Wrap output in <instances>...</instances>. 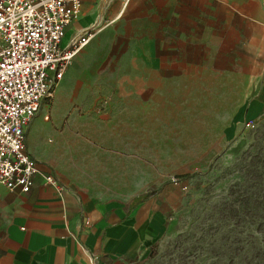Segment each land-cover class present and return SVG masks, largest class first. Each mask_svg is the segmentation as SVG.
<instances>
[{
    "label": "rangeland",
    "instance_id": "rangeland-1",
    "mask_svg": "<svg viewBox=\"0 0 264 264\" xmlns=\"http://www.w3.org/2000/svg\"><path fill=\"white\" fill-rule=\"evenodd\" d=\"M105 1L27 128L42 171L121 203L166 183L155 204L168 228L135 264H264L263 22L233 5L182 0L176 17L159 11L175 49L150 68L132 51L153 21L149 6Z\"/></svg>",
    "mask_w": 264,
    "mask_h": 264
},
{
    "label": "crops",
    "instance_id": "crops-1",
    "mask_svg": "<svg viewBox=\"0 0 264 264\" xmlns=\"http://www.w3.org/2000/svg\"><path fill=\"white\" fill-rule=\"evenodd\" d=\"M97 1L83 2L81 13L67 26L63 43L94 30L93 24L100 17L99 5L106 6L105 0L96 5ZM181 1L132 0V10L148 5V14L152 16L153 21L144 24L137 33L132 48L133 52L146 53L145 63L150 68L160 67L165 62L157 53L175 49V41L168 38L172 26L160 24L165 18L160 17L159 11L169 8V16L176 17ZM207 1L236 6L249 20L264 24L261 5L264 0ZM107 6H111L108 9L118 20L121 16L118 5L109 2ZM260 83L261 90L255 97L264 100V72ZM26 149L33 155L28 138ZM36 159L40 170H44L40 159ZM155 199L152 197L130 210L133 202L106 201L67 187L59 195L38 176L28 193L19 194L0 186V264L139 262L168 228L166 209L156 205Z\"/></svg>",
    "mask_w": 264,
    "mask_h": 264
},
{
    "label": "built area",
    "instance_id": "built-area-1",
    "mask_svg": "<svg viewBox=\"0 0 264 264\" xmlns=\"http://www.w3.org/2000/svg\"><path fill=\"white\" fill-rule=\"evenodd\" d=\"M84 1L0 0V186L9 191L28 193L37 176L59 195L66 188L27 151L26 129L93 36L63 43Z\"/></svg>",
    "mask_w": 264,
    "mask_h": 264
},
{
    "label": "trees",
    "instance_id": "trees-1",
    "mask_svg": "<svg viewBox=\"0 0 264 264\" xmlns=\"http://www.w3.org/2000/svg\"><path fill=\"white\" fill-rule=\"evenodd\" d=\"M193 175H185L183 176L181 179H188L190 177H192ZM166 183L161 184L158 188L154 189V190H150L146 193H144L143 195L139 196L136 200H134L133 204L130 206V210H132L136 205H138L139 203H142L152 197H155L157 195H159L161 193V191L163 190V188L165 187Z\"/></svg>",
    "mask_w": 264,
    "mask_h": 264
}]
</instances>
